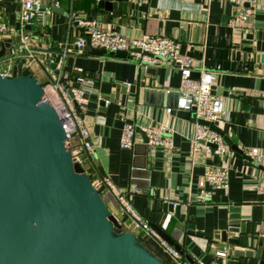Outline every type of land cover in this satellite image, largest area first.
<instances>
[{
    "label": "crops",
    "instance_id": "crops-1",
    "mask_svg": "<svg viewBox=\"0 0 264 264\" xmlns=\"http://www.w3.org/2000/svg\"><path fill=\"white\" fill-rule=\"evenodd\" d=\"M42 1L51 7L52 13L46 18V25H35L29 31L30 45L37 59H43L44 63L33 62L28 64V69L37 77L35 73L39 71L38 67L41 68L44 73L39 72V75L46 79L47 73H54L45 62L46 58H51L62 71L74 74L75 68L80 67L94 78V91L89 93L87 105L81 112L90 124L93 147L89 151V171L96 178L94 181L106 177L119 189L131 191L129 199L134 209L147 221L160 225L169 235L182 223L173 213L159 211V204L174 202L184 205L185 214L179 216L191 222L202 236L184 234L178 243L183 253L198 264L224 261L216 258L215 252L224 250L225 244L221 243L219 232L226 226L231 204L241 207L243 219L250 224H259L258 229H263L264 197L256 187L264 182V166L250 163L229 146L223 153H216L213 148L210 151L195 150L191 143L194 121L177 117L171 108L167 112L168 107L163 104H154L158 103L157 98L148 97L145 101L146 87L139 86L141 81L154 83L153 91L179 92L181 74L178 67L164 60L143 65L142 58L137 59L131 53L128 59L113 58L108 53L105 56L83 54L84 49L78 51L72 43L82 35V28L75 22L70 23L68 17L75 12L81 17L97 19L103 26L128 37L157 34L158 21L161 20V35L176 38L180 52L190 55L196 68L203 67L213 72V93H239L235 97L220 95L228 120L220 122L219 127L241 150L258 148L264 153V64L254 67L243 62L245 55L242 60L235 56L236 44H241L242 40L253 44L258 42L264 49V1L257 2L253 13L237 25L230 22L234 8L226 0H116L122 15L134 20L132 25L112 21L110 14L97 7V0ZM55 1L58 5L54 4ZM5 2L2 3L5 9L3 16L16 25L18 0ZM186 24L196 25L198 30L191 32L189 38L181 39L179 30ZM192 36L194 41L190 39ZM54 50L62 51L57 53ZM134 86V92L130 91ZM103 98L106 100L101 106ZM191 102L190 97L179 93V107L189 108ZM128 120L139 127L165 124L172 133V149L164 151L148 146L144 151L138 133L137 147L122 149L120 134ZM133 164L145 167L136 169L135 175L139 176L135 177L136 180L132 177ZM205 165L227 167L229 187L227 190H213L208 202L199 203L195 194ZM145 180L149 195L139 190ZM112 210L117 212L118 208ZM123 229L132 230L129 217L124 219ZM151 240L147 238L145 245L157 255L158 247ZM160 258L168 263V258ZM247 263L244 260L240 264ZM249 264L256 262L250 261Z\"/></svg>",
    "mask_w": 264,
    "mask_h": 264
},
{
    "label": "water",
    "instance_id": "water-1",
    "mask_svg": "<svg viewBox=\"0 0 264 264\" xmlns=\"http://www.w3.org/2000/svg\"><path fill=\"white\" fill-rule=\"evenodd\" d=\"M97 7L110 14L114 22L134 23L133 19L122 15L116 0H97ZM161 23L159 20L157 34H161ZM197 30L198 26L186 24L180 28L179 37L187 39ZM190 39L194 41L193 36ZM0 41H5L9 47L11 39ZM236 48L237 60L245 55V64L254 67L264 64V49L258 42L242 40ZM131 51L152 55L139 48ZM4 53L1 46L0 55ZM82 53L97 56L108 53L119 59L130 56V50L107 51L90 45ZM45 62L59 74L55 60L46 58ZM24 64L23 56L15 61L11 74H0V264H170L152 252L133 231H125L123 223L110 212L81 163L73 157L62 119L45 99L42 84ZM192 76L198 77V74ZM60 81L68 89L62 77ZM139 86L146 87V102L148 97L157 98L158 103L154 104H163L177 117L194 121L193 106L185 109L178 106L179 92L153 91L152 82L141 81ZM134 90L135 86L130 88ZM68 93L72 96L69 89ZM213 94L235 97L239 93L217 91ZM104 100L106 98L100 100L101 106ZM127 122L133 124L132 120ZM198 123L216 130L231 150L252 162L217 122L199 119ZM135 131L141 136V146L146 151V134L136 125ZM137 168L145 169L133 164L134 180L139 178L135 175ZM139 190L149 195L146 180ZM158 210L173 213L182 225L171 235L157 223L148 221L150 227L180 257L190 264H198L183 253L178 243L184 234L202 236L191 222L179 216L185 214V206L161 202ZM228 210L226 226L219 232L220 241L225 244V264H240L244 260L247 264L250 261L264 264V228L258 229L259 224L243 219L239 205L231 204Z\"/></svg>",
    "mask_w": 264,
    "mask_h": 264
},
{
    "label": "built area",
    "instance_id": "built-area-1",
    "mask_svg": "<svg viewBox=\"0 0 264 264\" xmlns=\"http://www.w3.org/2000/svg\"><path fill=\"white\" fill-rule=\"evenodd\" d=\"M1 1V0H0ZM233 4V13L230 17L232 25L247 19L254 11V6L259 1L264 0H226ZM17 10L18 26L9 23L3 16L5 12L0 3V37L11 39L7 51L0 55V74H11L15 61L25 58L24 67L33 62L44 63L37 59V56L30 45L31 34L29 28L38 25H46V18L52 13L50 6H45L42 0H18ZM58 5V1L54 2ZM68 21L75 22L82 28V35L72 41L76 50L81 51L90 45L95 48H105L107 51L130 50L135 54L141 63H158L162 60L178 67L181 74L179 93L191 98L194 107L193 117L195 122L194 133L191 143L195 150L214 149L216 153L228 151V145L223 137L214 129L198 123L199 119L210 122H220L228 120V113L224 109L220 96L212 93L213 72L203 67L196 68L191 56L180 52L179 41L171 36L161 34L143 33L140 36L128 37L118 31L103 26L97 19H88L72 12ZM15 35V38L14 36ZM132 48H139L140 51H148L152 55L147 56L141 52L131 51ZM58 65V64H57ZM59 74L47 73L46 82L42 84L44 97L57 110L62 119L65 135L68 140L73 157L80 162V153L92 150L90 139V124L81 116V112L88 102L89 93L94 91L95 80L84 72L80 67L75 68V73L62 71ZM47 71V70H46ZM196 71L198 77L192 76ZM62 77L70 90L65 88L61 81ZM129 86V83H126ZM170 112V109H167ZM147 136V147L161 148L169 151L173 147L172 133L163 124H152L140 127ZM136 131L134 123L125 122L120 134V147L132 150L136 145ZM242 153L247 155L252 162L264 166V153L258 148L243 149ZM81 163V162H80ZM228 168L217 165H205L204 172L198 181V192L195 200L199 203H206L210 200L213 190H227L229 187ZM100 195L105 199L110 212L115 215L121 223L126 217L132 220V230L134 233H141L146 238L156 239L168 252V263L170 264H190L186 259L180 257L178 252L167 244L148 224L132 206L129 193L131 191L122 190L116 187L109 179L103 177L97 181H92ZM256 191L264 197V182L256 187ZM118 208L117 212L112 209ZM216 258L224 261H216L213 264H225L226 252L216 251Z\"/></svg>",
    "mask_w": 264,
    "mask_h": 264
},
{
    "label": "trees",
    "instance_id": "trees-1",
    "mask_svg": "<svg viewBox=\"0 0 264 264\" xmlns=\"http://www.w3.org/2000/svg\"><path fill=\"white\" fill-rule=\"evenodd\" d=\"M41 84L45 83L46 82V79L45 78H36ZM80 162H81V165L84 169V171L87 173L88 177L94 181V175L92 176L90 173L91 171H89V167H90V164H91V154L89 151H83L80 153ZM100 192V190H99ZM137 235V237L141 240L142 243H145L147 238L142 236L141 233H135Z\"/></svg>",
    "mask_w": 264,
    "mask_h": 264
},
{
    "label": "rangeland",
    "instance_id": "rangeland-1",
    "mask_svg": "<svg viewBox=\"0 0 264 264\" xmlns=\"http://www.w3.org/2000/svg\"><path fill=\"white\" fill-rule=\"evenodd\" d=\"M5 1H7V0H3L4 3H6ZM12 1H16V0H9V3L12 2ZM3 2L1 1V4ZM0 40H3V39L0 37ZM1 46L4 47V50L6 52L7 51V44H6L5 41H2V42L0 41V47ZM38 70L39 71H37L35 73L36 76H37L36 78H40L42 76V75H39V72L44 73L43 70L41 68H39V67H38ZM111 209H113V208H111ZM151 242L155 243L157 245V247H158V250L155 251L157 253V256L162 257L164 259H167L168 258V252L157 241H155L154 239H152Z\"/></svg>",
    "mask_w": 264,
    "mask_h": 264
}]
</instances>
